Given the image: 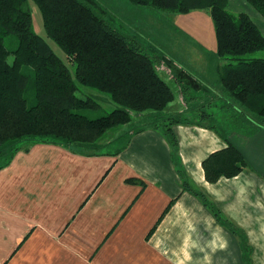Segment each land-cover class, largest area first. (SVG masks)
<instances>
[{
	"label": "crops",
	"instance_id": "obj_1",
	"mask_svg": "<svg viewBox=\"0 0 264 264\" xmlns=\"http://www.w3.org/2000/svg\"><path fill=\"white\" fill-rule=\"evenodd\" d=\"M227 4L264 34V18L245 0ZM191 16L197 26L203 15ZM207 58L215 62L214 55ZM174 60L187 75L173 80L174 102L164 112L135 116L121 132L155 115L191 118L171 126L176 156L166 121L102 144L96 154L35 142L0 163V264H264V128L246 117L219 128L216 113L231 105L218 99L217 64L198 74ZM197 60L203 58L190 64ZM197 110L211 116L207 123L198 124ZM230 144L247 169L209 183L203 161ZM185 181L243 234L245 249L239 235L185 190Z\"/></svg>",
	"mask_w": 264,
	"mask_h": 264
},
{
	"label": "trees",
	"instance_id": "obj_2",
	"mask_svg": "<svg viewBox=\"0 0 264 264\" xmlns=\"http://www.w3.org/2000/svg\"><path fill=\"white\" fill-rule=\"evenodd\" d=\"M31 1L42 15L47 37L64 52L68 64L75 67V79L80 86L109 95L118 108L95 119L81 114L85 110L95 111L99 104L92 98L77 97L78 87L68 64L45 38L34 32L32 14L24 10L27 0H0V157L9 156L5 164L22 143L60 144L76 150L89 145L100 149L108 131L130 127L135 116L164 112L174 102L176 93L170 81L182 82L187 76L184 71L167 56H161L164 52L154 56L145 52L142 39L137 40L113 17H105L107 12L96 0ZM245 1L264 18V0ZM129 2L135 7L165 10L176 16L208 12L217 41L215 63H226L218 67L222 69L220 83L230 96L229 103L251 124L264 128V59L247 58L264 51V34L248 15L230 13L228 0ZM8 36L18 39L14 52L5 45ZM11 54L12 64L8 62ZM158 63L165 64L163 75ZM25 67H31L35 76L32 106L26 98L29 77ZM203 115L198 121L200 125L211 117ZM182 123H188L187 119H177L164 130L175 156L178 143L171 126ZM202 166L207 181L217 183L222 177L235 178L248 164L243 153L230 144L211 154ZM184 184L185 190L199 196L219 222L239 235L245 249L243 234L200 192L190 189L186 181Z\"/></svg>",
	"mask_w": 264,
	"mask_h": 264
},
{
	"label": "rangeland",
	"instance_id": "obj_3",
	"mask_svg": "<svg viewBox=\"0 0 264 264\" xmlns=\"http://www.w3.org/2000/svg\"><path fill=\"white\" fill-rule=\"evenodd\" d=\"M98 2L99 6L107 12V15L105 17H113L115 22H118L122 27L126 30H130L131 33H133L138 39H142V45L144 47V51L148 52L151 56H154V54L159 55L162 52H164V56H167L170 60L180 61L183 63V67L188 68L191 73L192 72H198V74H202L206 72L208 66H218L219 62L209 63L208 56L214 55V51L216 49L215 44L217 46V41L215 38V31L213 29V21L210 17L209 13L206 11H197L192 13L193 14H200L202 16V20L196 25L194 23L190 22L191 17L193 16H179L174 15L168 11H161L154 8H144V7H135L133 6L129 0H96ZM24 10H28L30 14H32L33 17V27L34 32L47 40L49 43L51 49L55 51V53L66 63L67 58L64 54V52L57 46L55 42H53L50 38L46 35L45 26H43V18L41 13H39L37 6L34 4L33 1L27 0L26 5L24 6ZM231 13V12H230ZM237 16L238 14H233ZM184 17V18H182ZM192 20V19H191ZM259 25V24H258ZM195 26V27H194ZM261 27V26H259ZM261 29H263L261 27ZM204 33L208 36V38H202L201 34ZM200 38H199V37ZM155 37V39H154ZM160 40L161 43L156 42ZM5 45L7 49L11 52H14L17 49L18 46V39H15L14 37H6L5 39ZM214 42V45H213ZM147 44V45H146ZM152 47L153 51L150 50L149 46ZM142 50V51H143ZM173 56L174 59L171 57ZM193 57L197 58H203V60H197L200 61L198 64H190V61ZM247 58L253 59H264V51H259L254 53L253 55L248 56ZM14 61V55L11 54L8 57V62L12 64ZM202 61V62H201ZM226 64L225 62H220L219 66ZM70 73L72 74L75 84L78 87V90L76 92L77 97L79 98H92L95 99L98 104L99 108L94 110H85L80 112L81 114H86L89 118L95 119L98 117L106 116L107 114L115 111L118 106L112 101L111 97L109 95H105L97 90H93L90 88H87L85 86H80V84L75 79V67L72 64H68ZM158 69L166 73V67L165 64L158 63L157 64ZM168 67V66H167ZM25 74L29 77V82L27 85V92H26V98L27 101H29V106H32V104L35 103V91L36 88L34 86L35 76L34 71L30 67H25L24 69ZM195 70V71H194ZM214 72V71H213ZM222 73V69L218 67V72L215 73L216 75L220 76ZM214 78V77H213ZM171 86L175 89L176 83L174 81H170ZM216 90L218 93V99L221 98V101L223 105L230 104V96L226 93V91L223 90L222 85L219 81L215 83ZM217 99V100H218ZM230 108L224 109L221 108L218 110L216 115L218 116L216 119V124L218 127H224L223 123L229 122L234 120V118L239 117L238 120L244 119L245 116L240 115L236 107H234L232 104H230ZM201 109V108H200ZM203 109V108H202ZM201 110L196 111V117L197 122L200 120V116L202 115ZM180 118L183 117H169V120L164 118L162 115L153 116L148 118L145 122L135 123L133 128L128 130L125 133H122L120 126L118 129H113L108 131V135L102 140V144L104 145L106 142L104 140L107 139V143L113 142L114 140L123 139V141H127L130 139V137L134 134V132L142 131L146 127H154L156 129L168 126L172 123H174L177 119L180 120ZM187 119V118H184ZM191 120V118H188L187 121ZM167 121V122H166ZM135 122V121H134ZM133 122V123H134ZM166 122V123H165ZM207 123V120L204 121ZM212 123V122H208ZM230 123V122H229ZM232 126V124H228ZM225 129H228L227 127ZM165 130V127H164ZM117 132L120 134L117 137ZM177 140V138H176ZM121 141V140H119ZM101 143V142H99ZM178 143V142H177ZM120 144V143H119ZM25 145V143H22L20 145V149H22V146ZM100 145V144H99ZM179 146V143H178ZM87 149H81L82 152L90 153V154H96L98 149L95 150V147L87 145ZM106 151H108V148H104ZM9 157V156H8ZM6 157H0V163L2 161H6L8 158ZM245 171V170H244Z\"/></svg>",
	"mask_w": 264,
	"mask_h": 264
}]
</instances>
